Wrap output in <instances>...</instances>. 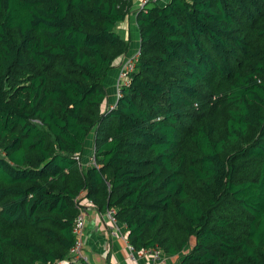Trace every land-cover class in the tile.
<instances>
[{
    "label": "trees",
    "instance_id": "trees-1",
    "mask_svg": "<svg viewBox=\"0 0 264 264\" xmlns=\"http://www.w3.org/2000/svg\"><path fill=\"white\" fill-rule=\"evenodd\" d=\"M132 2L0 0V264H92L86 198L138 251L264 264V0L141 8L104 109Z\"/></svg>",
    "mask_w": 264,
    "mask_h": 264
},
{
    "label": "crops",
    "instance_id": "crops-1",
    "mask_svg": "<svg viewBox=\"0 0 264 264\" xmlns=\"http://www.w3.org/2000/svg\"><path fill=\"white\" fill-rule=\"evenodd\" d=\"M140 1L141 0H133L130 14L118 26L119 33L121 25H123V27L130 26L132 34L130 42H132V45L129 49L130 51L135 50L136 54H138L140 49V32L137 25V14L141 9ZM167 1L168 0H150L147 5H151V3L154 2L162 4ZM123 38L129 42L126 36ZM116 97L112 100L108 92L103 108L105 109L109 105H113ZM84 160L87 161V156ZM84 215L87 220V225L83 236L82 254L87 258V261L92 264H178L181 260L180 255L165 253L161 261L154 260L149 254L135 261L131 257L132 249L126 237L125 226L123 224L119 222L113 223L109 212L103 213L94 206H86ZM115 226L119 228V232L116 235L113 234Z\"/></svg>",
    "mask_w": 264,
    "mask_h": 264
},
{
    "label": "built area",
    "instance_id": "built-area-1",
    "mask_svg": "<svg viewBox=\"0 0 264 264\" xmlns=\"http://www.w3.org/2000/svg\"><path fill=\"white\" fill-rule=\"evenodd\" d=\"M150 0H141V8H145L148 4ZM134 67V59L129 61L126 66L123 68V81L126 82V76L128 74V72L130 70H132ZM122 83V82H121ZM120 83V84H121ZM119 84V86H120ZM119 86H118V89H119ZM119 93V91H118ZM117 93V94H118ZM89 161L91 164H95L96 165V159H95V156L94 154L90 155L89 156ZM86 206H89V207H95L94 205V202L91 200V199H88L86 198L84 200V203H78L77 204V207L79 209V213L75 219V223H74V228H73V231L76 235V242L74 244V246L72 247L71 249V255L76 258V259H79V258H85L87 260L86 257L83 256L82 254V248H83V236H84V231L86 229V225H87V220H86V217L84 215V209ZM109 215H110V218L112 220L113 223H117L118 221L116 220L115 216H114V213L115 211L114 210H109ZM119 232V228L117 226L114 227L113 229V234L116 235L117 233ZM131 246V245H130ZM131 249H132V253H131V257L133 260H137L139 258H142L144 257L145 255H150L152 256V258L154 260H158V261H161L163 260L164 256H165V253L158 249V248H148V249H144V250H141V251H138L136 249H134L132 246H131Z\"/></svg>",
    "mask_w": 264,
    "mask_h": 264
},
{
    "label": "rangeland",
    "instance_id": "rangeland-1",
    "mask_svg": "<svg viewBox=\"0 0 264 264\" xmlns=\"http://www.w3.org/2000/svg\"><path fill=\"white\" fill-rule=\"evenodd\" d=\"M141 5L142 4L140 3V6ZM120 33L123 35V37L124 36L127 37V39L129 40L128 43L131 46L132 42H130V38H131L132 34H131L130 26H124L123 27V25H121ZM136 55L137 54H136L135 50L130 51V49H129V51L125 55L121 56L116 61L113 70L107 76V78L105 80V84H106L107 90L109 92V95H111L112 100H114V98L116 97V95L119 91V89H118L119 84L121 82H123V77H122L123 76V68L126 66V64L129 61L133 60ZM86 148H88V146ZM87 158L89 159V154L87 155Z\"/></svg>",
    "mask_w": 264,
    "mask_h": 264
}]
</instances>
